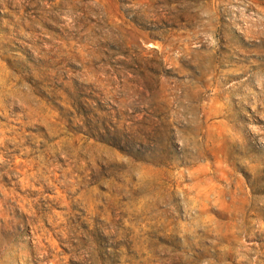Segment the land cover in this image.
<instances>
[{"label": "rangeland", "instance_id": "rangeland-1", "mask_svg": "<svg viewBox=\"0 0 264 264\" xmlns=\"http://www.w3.org/2000/svg\"><path fill=\"white\" fill-rule=\"evenodd\" d=\"M1 40L3 62L42 63L44 80L25 79L63 128L42 127L37 147L82 144L58 161L85 182L65 199L30 196L51 213L45 255L0 162V264H165L224 248L249 264L230 256L264 252V0H0ZM197 222L217 235L191 250ZM20 244L27 258L10 252Z\"/></svg>", "mask_w": 264, "mask_h": 264}, {"label": "bare ground", "instance_id": "bare-ground-1", "mask_svg": "<svg viewBox=\"0 0 264 264\" xmlns=\"http://www.w3.org/2000/svg\"><path fill=\"white\" fill-rule=\"evenodd\" d=\"M12 30L10 28L6 33L8 34ZM248 31L253 32V30ZM1 41L0 53L6 48V46H3L6 41ZM37 54L41 59H46L44 50H38ZM18 60L20 59H13L10 64L3 62L0 58V162L2 167L7 169V173L17 177L20 184H22L25 194L21 195L14 192L11 200L13 203L18 202L19 204L22 200L21 204L29 213L30 219L35 220L33 230L34 238L37 239L34 240L35 249L49 255L52 248L49 244L51 239L48 238L47 234H51V229L44 228L43 220L46 215L51 216V213L42 212L38 198H30V196L44 195L46 198L56 200L65 199L67 198V191L79 188L85 182V178L75 173L72 165L60 163L58 159L60 154H62L61 157L64 160H67L82 153L83 146L80 143L72 146L69 144L70 140L67 137H62L54 142L46 143V147L43 149L37 147L42 127L47 128V137H54L63 126L60 129L57 125H53L52 120L49 119L50 110L49 115L41 114L38 84L35 81L28 83L25 79L33 77L39 81L44 80L47 76L43 74L39 67L42 63L38 62L37 65L33 63L23 64L16 62ZM18 107L21 111L17 112L14 118H10ZM14 120L19 122V126L13 124ZM64 126L67 127V125ZM30 128H33V130H30ZM53 189L57 192L56 196L45 193L47 190ZM83 200H86L84 192L78 196L76 202H82ZM98 204H100V198L94 194L90 209L96 214H99ZM56 224L53 223V227ZM200 224V222H197L193 229L188 227L184 229V244L191 250L193 243L199 244L204 235L209 233L217 235L212 227L203 228V232H201ZM259 231L264 232V227L262 226ZM244 232L247 236L249 231L245 229ZM14 246L15 249L10 251L13 256H16L14 253L17 250L21 258L29 256V253L26 252V244ZM203 252H194L193 254L184 251L178 252L168 257L165 264H181L183 262L187 264H230L226 262V259L232 251L227 248H224L223 252L218 254L206 255L207 251ZM230 258L249 264H264V252L262 251L252 252L248 250L244 253L231 255Z\"/></svg>", "mask_w": 264, "mask_h": 264}]
</instances>
